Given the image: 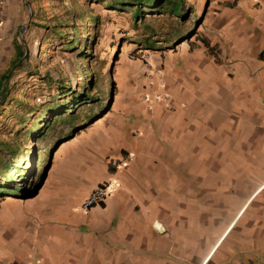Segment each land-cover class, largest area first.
<instances>
[{
	"label": "crops",
	"instance_id": "obj_1",
	"mask_svg": "<svg viewBox=\"0 0 264 264\" xmlns=\"http://www.w3.org/2000/svg\"><path fill=\"white\" fill-rule=\"evenodd\" d=\"M195 1L222 62L196 45L190 76L174 77L159 50L166 77H125L123 114L95 125L88 155L0 211V264H264V0ZM101 184L105 200L83 209Z\"/></svg>",
	"mask_w": 264,
	"mask_h": 264
},
{
	"label": "rangeland",
	"instance_id": "obj_2",
	"mask_svg": "<svg viewBox=\"0 0 264 264\" xmlns=\"http://www.w3.org/2000/svg\"><path fill=\"white\" fill-rule=\"evenodd\" d=\"M109 1L67 0L63 3L61 0H0V76L7 71L2 87L7 82L9 89L3 100L0 90V141L25 132L33 124L37 114L61 101L63 98H57L59 86L69 87L68 90L74 94L85 85L92 89L93 95H98L93 106L88 104L75 108V121L64 118V121L54 122L46 129V137L42 140L21 137L20 147L24 153L22 163L15 161L11 153H5L3 160L0 157V172L5 169L4 162L7 161L13 177L20 183L17 194L0 198V211L9 209L12 203L26 202L34 197L41 181L38 179L39 174H42L43 181L37 193L52 185L72 159L82 161L88 155L87 148H91L95 125L116 121L123 114L125 77H136L141 81L166 77L164 72L160 75L157 73L161 68L155 60V56H160L159 50L164 51L161 54L163 59L164 56H169L170 62L175 65L170 74L174 77H189L190 69L184 66V62L191 58L192 51L196 48L194 46L190 49L189 43L201 46L198 37L212 31V12L207 1L201 3L182 0L185 20L181 24L166 9L161 11V7H156L157 11H147L136 22L132 9L122 11L112 8L107 6ZM80 13L84 14V20L78 21L80 47L87 43L88 51L92 54L83 58L77 53L79 50H68L65 48L67 46H63L66 39H57L49 30L39 26L42 23H54L55 15L69 21L67 15L77 17ZM94 17L95 23L92 19ZM177 30L186 36L188 34V41L179 42L176 39L179 35ZM147 37L150 40H145ZM152 40L158 41L152 44ZM14 41H19L24 50L17 63L29 51L32 64L30 68L37 70L39 74L15 70L17 63L11 67L10 63L15 56ZM256 41L247 50L248 53L251 51L252 64L258 63ZM149 43L154 46L149 48ZM252 64L244 66L245 69L248 68L251 73L258 72L260 65L258 67ZM223 68L226 69L225 77L232 81L242 73V67L240 69L237 65H224ZM88 74H92V77H88ZM222 107L228 105L225 103ZM49 113L45 112L42 118L44 123L48 120ZM39 123L41 125V121L38 125ZM63 135H66L65 138ZM58 137H62V142L58 143ZM48 150L50 153H47ZM29 153L30 156H27ZM30 169L34 178L21 175L23 170Z\"/></svg>",
	"mask_w": 264,
	"mask_h": 264
},
{
	"label": "trees",
	"instance_id": "obj_3",
	"mask_svg": "<svg viewBox=\"0 0 264 264\" xmlns=\"http://www.w3.org/2000/svg\"><path fill=\"white\" fill-rule=\"evenodd\" d=\"M62 1L64 3V1L67 0H61V2ZM109 2L110 3L107 4V6H111L112 8L115 9H119L122 11H128L129 9H132L134 21L136 22H139L147 11H157L156 7H161L162 8L161 11L166 9L170 15H173L178 18V23L180 24L185 20V16H184L185 12L183 11L182 0H110ZM65 7L68 8L67 5H65ZM33 15H34V11H32V16ZM56 16L57 15H55L54 23L53 22L42 23V24L40 23L41 25L39 26L49 30L57 39L60 38L66 39V42L64 43L65 45L63 46H67L65 48H68V50H79L77 53L81 54L80 58L86 57L87 55L92 56V54H90V52L88 51L89 47L87 43H83L82 46L80 47V40H78V35L80 33V27L78 21L84 20V14L80 13V15H78L77 17H71L67 15L69 21H67L66 19H62L60 17L57 18ZM92 19L93 22L95 23L96 17ZM41 20L43 19L41 18ZM177 31L179 35H177L176 39L179 40V42L188 41V34L186 36V34L181 33L180 30ZM198 38H199L198 41L203 45V47H205L206 54L211 55L216 63H220V59L218 57L219 50L217 49L216 45H212L210 40L205 35ZM145 40L148 41L150 39L149 37H147L145 38ZM155 41L158 40H152L151 43L154 44ZM151 43H149L148 45L149 48H152L154 46ZM14 45H15V56L10 63L11 67L15 65L17 61L24 54L23 47L19 41H14ZM194 46L196 47L194 42L189 43L190 49H193ZM263 56H264V52L261 51L258 54V58L263 59ZM31 65L32 64L30 61V53L28 51L24 56V58L16 64L15 70L22 69L25 70L27 73L39 74L37 70H32L30 68ZM6 72L0 76V90L2 91L1 92L2 100L6 99V95L9 90L7 87V82L5 86L2 87V82L6 77ZM88 77H92V74H88ZM45 78H47L50 82H52V80L48 76H46ZM68 88L69 87L66 86L57 87L59 93L57 98H63V99L59 102H56V104L54 105L52 104L44 108L43 113L41 112L40 114H37L34 117L35 120L33 121V124L29 128H27L25 132L15 136L11 135L10 139H5L3 141H0V157L2 158V160L5 159L4 156L5 153H11L15 161H20L22 163V161L24 160V153H23V149H21L20 147L19 139L21 137L23 138L28 136L34 141L42 140L44 137H46V133H47L46 129H49L54 122L58 120L64 121L66 118L71 121H75L77 118L74 113L76 107L87 106L88 104L89 106L90 105L93 106L96 103L98 95H93L91 93L92 89H90L89 87H86L84 85L81 91H75L74 94H72L71 90H68ZM46 111H49L50 115L46 123H44L42 121V118L45 116ZM32 114H35L34 111H32ZM39 121H41V125L40 123L38 125ZM65 136L66 135H63V138H65ZM56 140L59 141L58 143H60L62 142L61 141L62 137H58ZM47 153H50V150H48ZM27 156H30V153ZM4 165H5V169L0 172V198L5 195L17 194L16 191L20 190V183L18 182V180H16L13 177V171L10 170L9 163L5 161ZM43 165L42 167H45ZM109 169L110 171H114V168H112L111 166ZM15 170L19 171V169L17 168H15ZM21 171L22 170H20V172ZM21 175L34 178V175L32 174V169H30L29 171L23 170V173ZM38 177H39L38 179L41 180L40 182H42L43 181L42 174H39ZM101 185L105 186V184H101Z\"/></svg>",
	"mask_w": 264,
	"mask_h": 264
},
{
	"label": "built area",
	"instance_id": "obj_4",
	"mask_svg": "<svg viewBox=\"0 0 264 264\" xmlns=\"http://www.w3.org/2000/svg\"><path fill=\"white\" fill-rule=\"evenodd\" d=\"M157 73H159V75H160L162 73L161 69H158ZM159 81H160V83H163L161 78H159ZM144 98H146L147 101L149 100L147 97H144ZM155 99L156 100L162 99L166 105H168L170 102V96L168 94H164V95L156 94ZM124 162H126V160L122 159L120 164H123ZM106 196H107L106 186L98 185L95 188H93L89 192L87 197L84 199V201L82 203V208L83 209H89L93 206L101 204L105 200Z\"/></svg>",
	"mask_w": 264,
	"mask_h": 264
},
{
	"label": "water",
	"instance_id": "obj_5",
	"mask_svg": "<svg viewBox=\"0 0 264 264\" xmlns=\"http://www.w3.org/2000/svg\"><path fill=\"white\" fill-rule=\"evenodd\" d=\"M41 184H42V182L38 185V187H40Z\"/></svg>",
	"mask_w": 264,
	"mask_h": 264
}]
</instances>
